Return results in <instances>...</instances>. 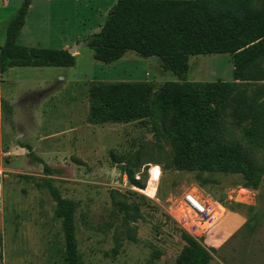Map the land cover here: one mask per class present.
I'll list each match as a JSON object with an SVG mask.
<instances>
[{
    "label": "rangeland",
    "instance_id": "374dc122",
    "mask_svg": "<svg viewBox=\"0 0 264 264\" xmlns=\"http://www.w3.org/2000/svg\"><path fill=\"white\" fill-rule=\"evenodd\" d=\"M114 1L30 0L17 44L75 47L74 65L11 67L0 75V101L8 105V112L0 108V264L64 260L59 223L40 187L43 166L54 171L50 177L59 195L75 205L82 264H174L184 232L170 210L191 191L213 204V220L198 238L214 250L208 264H264L263 152L242 141L229 110L222 137L238 144L262 170L256 189L241 187L236 175L171 169L169 145L156 142L148 125L87 122V91L95 84L147 82L155 92L180 80L233 81L228 54L189 56L182 79L130 51L109 64L96 61L86 42ZM20 2L8 0L0 9V40ZM123 167L143 190L128 182Z\"/></svg>",
    "mask_w": 264,
    "mask_h": 264
},
{
    "label": "trees",
    "instance_id": "16d2710c",
    "mask_svg": "<svg viewBox=\"0 0 264 264\" xmlns=\"http://www.w3.org/2000/svg\"><path fill=\"white\" fill-rule=\"evenodd\" d=\"M30 0H21L8 22L0 45V75L11 67L74 65L65 49L23 47L16 39ZM86 46L96 61L118 60L125 52L144 58L159 57L163 71L182 79L189 56L228 54L232 82L164 83L153 91L147 82H114L87 91L86 120L92 125H148L156 142L164 139L171 150L170 168L199 174L236 175L243 188L256 189L262 170L238 144L225 140L223 121L229 110L242 141L260 149L264 157V3L255 0H115ZM8 112V105L0 101ZM29 150V147L26 148ZM40 161L39 159H37ZM40 187L49 197L58 221L64 260L78 261L74 226L75 205L59 195L52 169L43 166ZM128 182L143 190L128 168ZM184 246L174 264H208L214 250L181 233ZM31 264V263H21Z\"/></svg>",
    "mask_w": 264,
    "mask_h": 264
},
{
    "label": "built area",
    "instance_id": "2783aa9c",
    "mask_svg": "<svg viewBox=\"0 0 264 264\" xmlns=\"http://www.w3.org/2000/svg\"><path fill=\"white\" fill-rule=\"evenodd\" d=\"M0 169V179L2 178ZM1 199V187H0ZM213 204L196 192H184L170 210V217L187 236L198 239L213 220Z\"/></svg>",
    "mask_w": 264,
    "mask_h": 264
},
{
    "label": "crops",
    "instance_id": "0c3cea01",
    "mask_svg": "<svg viewBox=\"0 0 264 264\" xmlns=\"http://www.w3.org/2000/svg\"><path fill=\"white\" fill-rule=\"evenodd\" d=\"M7 4H8V0H0V9H4V8H6L7 7ZM30 6V5H29ZM25 26V20H24V23H23V25H22V27L20 28V30H19V32H18V34L22 31V29H23V27ZM18 36V35H17ZM0 39H1V37H0ZM3 40V39H2ZM2 40H0V45H1V43H2ZM27 48H29V47H27ZM68 47L66 46V44H64V46H61V48L60 49H67ZM2 75V74H1ZM104 125V124H103Z\"/></svg>",
    "mask_w": 264,
    "mask_h": 264
},
{
    "label": "water",
    "instance_id": "95a60500",
    "mask_svg": "<svg viewBox=\"0 0 264 264\" xmlns=\"http://www.w3.org/2000/svg\"><path fill=\"white\" fill-rule=\"evenodd\" d=\"M75 47H70V48H67L66 51L72 55L73 51H74ZM151 59L153 60H156L158 61L160 64H161V59L159 57H156V56H153V57H150Z\"/></svg>",
    "mask_w": 264,
    "mask_h": 264
}]
</instances>
